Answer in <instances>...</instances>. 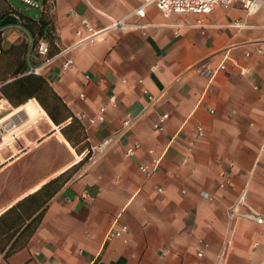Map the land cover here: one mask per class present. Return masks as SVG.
<instances>
[{
	"label": "crops",
	"instance_id": "obj_1",
	"mask_svg": "<svg viewBox=\"0 0 264 264\" xmlns=\"http://www.w3.org/2000/svg\"><path fill=\"white\" fill-rule=\"evenodd\" d=\"M39 1L70 50L42 75L89 149L63 134L72 119L58 126L37 100L16 108L0 92V264H264V225L241 217L231 232L229 219L240 199L264 218V0L170 17L135 15L140 0ZM123 19L127 32L85 40L83 20L100 32ZM3 31L5 46L27 40L20 25ZM62 176L41 208L9 212Z\"/></svg>",
	"mask_w": 264,
	"mask_h": 264
},
{
	"label": "trees",
	"instance_id": "obj_2",
	"mask_svg": "<svg viewBox=\"0 0 264 264\" xmlns=\"http://www.w3.org/2000/svg\"><path fill=\"white\" fill-rule=\"evenodd\" d=\"M15 12L17 15L16 17L20 21V26L34 38L36 46H38L41 40L46 39L50 43V58L61 53L55 43L57 37L54 35L55 32L46 14H42L41 19L35 20L25 16L22 12L17 10H15ZM8 16H10V14L2 16L0 18V23ZM3 34L4 31L0 28V39ZM29 49V42L24 40L18 45H12L10 49L6 51L9 60L7 69L3 71L0 68V87L3 97L16 108L25 105L30 100L36 99L58 126H62L66 124L68 120L72 119L70 124L63 127L62 132L72 146L76 148L80 154H84L89 149V144L85 143L87 134L84 125L71 113L68 106L63 102L62 98L55 92L50 82L43 75L28 74ZM36 55H38V52H36ZM34 63L39 64L40 61L35 60ZM90 155L91 152L87 154L81 164L86 162L90 158ZM63 178L64 176L49 183L37 193L20 202L9 212L16 211L18 208L22 207L29 211L31 208L33 209L34 206L41 208L43 202L40 201V198L46 193H48L47 200L51 198L61 186H58L52 194H50V190L60 184ZM39 219L40 216L30 224L27 230L35 225Z\"/></svg>",
	"mask_w": 264,
	"mask_h": 264
},
{
	"label": "built area",
	"instance_id": "obj_3",
	"mask_svg": "<svg viewBox=\"0 0 264 264\" xmlns=\"http://www.w3.org/2000/svg\"><path fill=\"white\" fill-rule=\"evenodd\" d=\"M27 5L40 9L43 12H46L47 7L44 3H42L39 0H22ZM141 4L137 8V10L134 12L135 15L145 17L146 16V10L147 8L151 6L157 7L160 11L164 13L165 16L170 17L174 14H187V13H193V14H199V15H208L210 14L216 7L218 6H225L230 7L236 3H242L245 8L248 9V11L251 13L253 8L255 7V4L257 0H140ZM82 24L86 27L88 30L90 36L85 38V40L94 39L100 35H103L104 33L112 30H119L122 32H127L129 30V25L127 23V19L114 21L112 27L109 29H106L104 31L96 32L95 29L86 21L83 20ZM27 32V31H26ZM56 36V34L54 33ZM79 35H82V32H79ZM27 41L30 44V49L28 53V61H29V71L28 74H34V75H42L43 70L50 66L55 59L61 54V55H67L70 50L62 51L60 54L56 55L55 57H49L50 53V43L43 39L39 42L38 46L35 45L34 38L27 32ZM36 52H38V55H36ZM0 53H2V49H0ZM40 61L39 64H35L34 61ZM73 65V60L68 59L65 64L64 68L68 69ZM224 68V67H223ZM1 92V87H0ZM2 93V92H1ZM106 109L101 110V116L100 119L104 121ZM168 115L164 116L161 120V123L156 125V128L160 131L164 130V123L167 120ZM131 121L128 120L125 122V126L129 127L131 126ZM3 123L0 121V126H2ZM199 134L200 137L205 136L204 128H199ZM109 144V142H106L101 147L97 148V151L102 153L106 146ZM140 145L137 144L136 148H139ZM264 151V148L262 149ZM134 155V149L130 150L128 152V156ZM142 170L144 173H146L149 177L152 175L153 171L149 167H142ZM243 199H240L230 210L229 212V219H230V227L231 232L234 231L233 225L235 222L241 218V217H248L251 219H254L258 224L264 225V218H261L257 214H251V215H244L240 211V205L242 204ZM129 230L128 227L122 228L121 231H118L113 235L116 237H121L123 234H125ZM229 246V242L226 243L225 249ZM226 251H224L223 254H225Z\"/></svg>",
	"mask_w": 264,
	"mask_h": 264
},
{
	"label": "rangeland",
	"instance_id": "obj_4",
	"mask_svg": "<svg viewBox=\"0 0 264 264\" xmlns=\"http://www.w3.org/2000/svg\"><path fill=\"white\" fill-rule=\"evenodd\" d=\"M13 7H15L17 10H20L27 17L33 18L35 20H39L42 18V11L40 9L31 7L24 3L22 0H0V18L5 14L17 16ZM19 38V33H16L13 37H11V40L17 41ZM3 42L4 41L2 36V38L0 39V49H2V53H0V68L4 71L7 69V65L9 63V60L7 58L8 54L6 51L9 50L12 45L5 46L3 45ZM20 43H22V41H19L18 43L13 45H18Z\"/></svg>",
	"mask_w": 264,
	"mask_h": 264
},
{
	"label": "water",
	"instance_id": "obj_5",
	"mask_svg": "<svg viewBox=\"0 0 264 264\" xmlns=\"http://www.w3.org/2000/svg\"><path fill=\"white\" fill-rule=\"evenodd\" d=\"M20 25V21L19 19L14 16V15H10L7 18H5L1 23H0V28L4 29L7 27H11V26H19Z\"/></svg>",
	"mask_w": 264,
	"mask_h": 264
},
{
	"label": "bare ground",
	"instance_id": "obj_6",
	"mask_svg": "<svg viewBox=\"0 0 264 264\" xmlns=\"http://www.w3.org/2000/svg\"><path fill=\"white\" fill-rule=\"evenodd\" d=\"M32 115H35L36 114V111H35V109H32Z\"/></svg>",
	"mask_w": 264,
	"mask_h": 264
}]
</instances>
